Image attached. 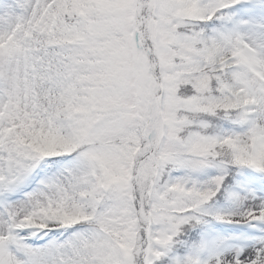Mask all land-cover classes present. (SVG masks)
I'll return each mask as SVG.
<instances>
[{"label":"snow or ice","instance_id":"obj_1","mask_svg":"<svg viewBox=\"0 0 264 264\" xmlns=\"http://www.w3.org/2000/svg\"><path fill=\"white\" fill-rule=\"evenodd\" d=\"M0 264H264V0H0Z\"/></svg>","mask_w":264,"mask_h":264}]
</instances>
